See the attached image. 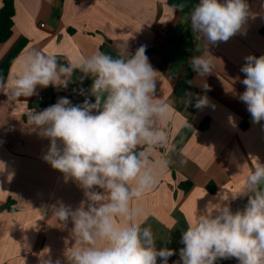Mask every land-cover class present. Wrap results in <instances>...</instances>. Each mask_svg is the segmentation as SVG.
Instances as JSON below:
<instances>
[{
    "label": "crops",
    "instance_id": "1",
    "mask_svg": "<svg viewBox=\"0 0 264 264\" xmlns=\"http://www.w3.org/2000/svg\"><path fill=\"white\" fill-rule=\"evenodd\" d=\"M166 1L14 0L12 32L0 43V65L22 39L26 45L13 60L7 77L16 72L18 58L33 48L60 56L65 63L77 54L91 55L101 46L116 55L126 53L127 45L132 53L140 46L150 49L146 55L160 73L156 96L171 106L163 122L171 150L166 157L167 171L154 188L133 201V207L142 210L141 219L152 227L157 247L175 250L169 257V264H175L183 247L182 231L193 213L203 211L209 201L228 199L256 164L264 163V121L253 123L247 106L239 100L245 90L240 71L245 57L264 55L260 33L264 0H246L255 18L248 19L242 34L209 46L214 67L203 77L192 70L190 61L206 52V41L190 24L188 29L184 27V16ZM186 69L189 83L183 95L176 96L175 82L187 74ZM90 86L91 79L79 81L61 97L77 100L81 88L88 91ZM58 90L37 88L44 100ZM38 95L21 97L27 99L24 104L9 101L0 92V162L5 165L3 170L0 164V264H39L38 254L46 247L53 261L60 259L64 264L63 253L74 243L72 224L69 221L67 228L60 227L51 208L62 202L74 209L84 199L74 181L65 182L63 174L43 159L49 140L27 126L25 108ZM198 96H207L209 105L197 109ZM204 120L207 127L199 130ZM165 152V147H157L152 158ZM186 181L191 186L183 191L178 184ZM230 202L235 211L243 209L247 198ZM7 205L14 211H7ZM216 264L238 261L233 258Z\"/></svg>",
    "mask_w": 264,
    "mask_h": 264
},
{
    "label": "clouds",
    "instance_id": "2",
    "mask_svg": "<svg viewBox=\"0 0 264 264\" xmlns=\"http://www.w3.org/2000/svg\"><path fill=\"white\" fill-rule=\"evenodd\" d=\"M250 17L255 18L246 0H198L186 21L206 41V52L191 57L192 70L201 77L210 75L214 65L209 46L242 34ZM126 48L117 56L100 50L77 54L66 63L33 48L18 58L15 73L0 76V92L24 104L27 99L20 98L38 95V87L67 89L77 72L79 81L91 79L82 104L60 97L43 110L26 107L24 112L30 130L49 140L43 159L63 174L65 182L72 180L83 191L76 208L62 202L51 208L60 227L72 224L74 243L63 253L64 264H169L175 254L174 249L157 247L152 227L141 219L142 210L133 207V201L154 188L168 169L171 148L163 122L171 106L156 96L160 73L149 62L146 47L134 53ZM240 71L245 90L239 100L252 122L260 123L264 55L246 56ZM208 105L207 96H198L194 106ZM157 147L166 152L153 159ZM239 198H247V203L233 211L230 200ZM180 242L175 264H216L233 258L238 264H264V163L259 161L228 199L220 197L203 211L196 210ZM38 259L39 264H61L51 259L47 247Z\"/></svg>",
    "mask_w": 264,
    "mask_h": 264
},
{
    "label": "trees",
    "instance_id": "3",
    "mask_svg": "<svg viewBox=\"0 0 264 264\" xmlns=\"http://www.w3.org/2000/svg\"><path fill=\"white\" fill-rule=\"evenodd\" d=\"M198 3V0H167L166 4L176 11H178L180 14L184 16V27L187 29L189 28V23L186 21V17L189 15L191 10L194 8L195 4ZM13 16H14V0H2V4L0 7V43L5 42L11 35L12 32V26H13ZM260 33L264 36V27L260 30ZM26 39H22L15 47L14 49L9 53V55L6 57V59L2 62L0 65V76L7 78L10 66L13 62V60L16 58V56L22 51V49L26 45ZM100 51L105 52L107 54L117 56L110 50L106 49L105 47L101 46ZM150 49L146 48V52H149ZM134 53V52H133ZM60 63H65L61 59L60 56H57ZM187 74L180 76L177 78L173 92L176 96H182L188 83H189V71L186 69ZM80 73H76L73 77V81L69 84L67 89H59L56 94H51L48 99H45L43 101H33L28 103V107L30 109H35L37 111L43 110L44 108L53 105L56 103V100L61 97L67 90H69L71 87L77 85L79 83V80L77 79L79 77ZM84 90V95L79 96L77 100H70L73 105L76 104H82L84 99L87 96V90L84 88H81ZM81 92V91H80ZM90 100L94 102V99L92 97H88ZM207 120L202 121L198 125L199 130H203L207 127ZM191 186V183L181 182L178 184V187L182 189L183 191H187ZM208 190L213 191V187L211 185H208ZM11 203V202H9ZM11 205V204H10ZM10 205H7V211H14V208Z\"/></svg>",
    "mask_w": 264,
    "mask_h": 264
},
{
    "label": "built area",
    "instance_id": "4",
    "mask_svg": "<svg viewBox=\"0 0 264 264\" xmlns=\"http://www.w3.org/2000/svg\"><path fill=\"white\" fill-rule=\"evenodd\" d=\"M45 98L44 94H41V95H38L35 99L36 101L40 102V101H43Z\"/></svg>",
    "mask_w": 264,
    "mask_h": 264
}]
</instances>
